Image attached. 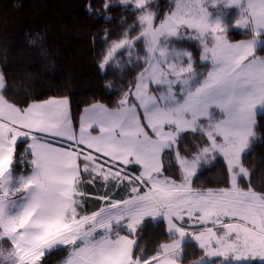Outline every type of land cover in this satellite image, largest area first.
<instances>
[{
  "label": "snow or ice",
  "instance_id": "1",
  "mask_svg": "<svg viewBox=\"0 0 264 264\" xmlns=\"http://www.w3.org/2000/svg\"><path fill=\"white\" fill-rule=\"evenodd\" d=\"M118 6L136 15L117 38L104 30L98 67L140 71L106 84L119 98L86 107L78 134L68 97L32 99L30 73L10 84L0 70V264H46L62 248V264H184L188 249L190 264H264V186L253 181L264 159L245 163L262 139L264 0H173L163 17L153 0H103L104 12ZM218 156L224 186L194 187ZM173 161L178 179L164 174ZM89 197L99 206L82 212Z\"/></svg>",
  "mask_w": 264,
  "mask_h": 264
},
{
  "label": "trees",
  "instance_id": "2",
  "mask_svg": "<svg viewBox=\"0 0 264 264\" xmlns=\"http://www.w3.org/2000/svg\"><path fill=\"white\" fill-rule=\"evenodd\" d=\"M172 2L173 0H153V7L158 6L160 16L163 17ZM102 5L103 0H0V70L5 72L10 84L13 80L19 84L26 79L25 74L30 73L28 79L32 99L68 97L75 130L79 127L84 108L96 102L111 107L117 101L120 92L107 88L108 82L118 87L140 71V68H125L123 72L109 68L105 74L99 69L105 48L102 42L104 30L110 29L112 38H117L136 15L134 11H126L119 6L104 12ZM228 11L233 12L232 9ZM105 16L111 19L106 20ZM122 19L125 21L123 25ZM35 33H40L43 40L36 46L29 45L28 40ZM135 34L134 32L133 35ZM229 35L233 41L248 38L239 30H233ZM180 43L192 50L197 63H200L199 46L193 41ZM41 46L46 50V56L39 50ZM138 47L143 50L142 41ZM258 55H264V51L258 52ZM120 57L126 64V53H121ZM6 94L9 99L23 100L22 96H14L11 91ZM29 102L31 100L24 101ZM257 119V132L262 139L254 142L252 151L245 159L246 164L264 159V113L259 112ZM185 143L192 145L194 141L189 137ZM23 148L24 145L21 144L20 149ZM181 149L183 151V145ZM164 174L179 178V169L174 161L171 170H168L166 165ZM225 174L226 164L223 158L218 156L214 165L201 170L194 187H223L221 181ZM253 181L258 188L264 186V164L257 167ZM86 188L93 194H96L98 189L103 191L100 184L95 187L86 185ZM120 194L124 195V192L121 191ZM98 206L99 202L89 197L82 212H91ZM154 231L157 239L153 243L141 244L147 248L148 254H152L154 244L163 239L161 229ZM67 252V248H62L46 256L44 260L46 264H57L66 257ZM199 255L197 250L195 256ZM192 259L193 250L188 249L184 264Z\"/></svg>",
  "mask_w": 264,
  "mask_h": 264
},
{
  "label": "crops",
  "instance_id": "3",
  "mask_svg": "<svg viewBox=\"0 0 264 264\" xmlns=\"http://www.w3.org/2000/svg\"><path fill=\"white\" fill-rule=\"evenodd\" d=\"M89 107V106H88ZM85 109V108H84ZM83 112H84V110H83ZM83 112H82V114H83ZM259 113V112H258ZM81 114V115H82ZM81 117V116H80ZM80 122V121H79ZM79 126H80V123H79ZM76 132H77V130H75ZM78 132H79V127H78ZM53 143H54V145L55 146H61V145H63V146H65V147H67V144L68 143H70V142H66V141H64V140H59V139H56V140H54L53 141Z\"/></svg>",
  "mask_w": 264,
  "mask_h": 264
},
{
  "label": "rangeland",
  "instance_id": "4",
  "mask_svg": "<svg viewBox=\"0 0 264 264\" xmlns=\"http://www.w3.org/2000/svg\"><path fill=\"white\" fill-rule=\"evenodd\" d=\"M98 131V130H97ZM77 134L79 133L78 132V129H77V132H76ZM95 134V133H94ZM56 139H59V140H63V138H56ZM166 176H168L167 174H165ZM67 256V255H66ZM66 258V257H65ZM64 258V259H65ZM64 259L61 261V262H59V263H57V264H62V262L64 261ZM187 264H190V262L189 263H187Z\"/></svg>",
  "mask_w": 264,
  "mask_h": 264
}]
</instances>
